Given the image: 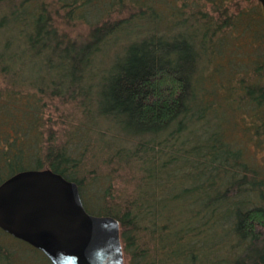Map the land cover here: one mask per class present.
<instances>
[{"label": "trees", "instance_id": "1", "mask_svg": "<svg viewBox=\"0 0 264 264\" xmlns=\"http://www.w3.org/2000/svg\"><path fill=\"white\" fill-rule=\"evenodd\" d=\"M241 2L0 0V185L30 169L77 182L89 213L119 220L128 264H264V165L227 139L239 125L264 146L263 10L252 63L216 67L231 114L205 79L226 30L253 27ZM69 106L116 130H94L103 166L86 174L89 146L77 156V130L59 140L46 112Z\"/></svg>", "mask_w": 264, "mask_h": 264}, {"label": "water", "instance_id": "2", "mask_svg": "<svg viewBox=\"0 0 264 264\" xmlns=\"http://www.w3.org/2000/svg\"><path fill=\"white\" fill-rule=\"evenodd\" d=\"M0 229L52 264H125L119 220L89 213L77 182L52 169L21 171L0 185Z\"/></svg>", "mask_w": 264, "mask_h": 264}, {"label": "rangeland", "instance_id": "3", "mask_svg": "<svg viewBox=\"0 0 264 264\" xmlns=\"http://www.w3.org/2000/svg\"><path fill=\"white\" fill-rule=\"evenodd\" d=\"M241 1L242 2L240 7L245 12H248L250 19L253 21V27H250V29H248L245 26H240L237 29L229 28L228 30H226V33L224 34L225 43L223 52L216 53L213 64H210L205 74L207 87L212 88L214 87V85H218L219 92L221 93V99L223 101V107L229 111V114L232 113H230V111L232 110L228 107L227 102L229 99L225 97L228 92L225 90V88H221L219 86L221 85L220 81H222V79L219 76V72L217 71L216 67H220L221 71L225 73L224 77L227 78L228 72H230L232 69L237 67L243 69L244 66L248 63L251 64L254 59V50L258 46L262 45V38L258 35L259 31H257L258 29L256 28L255 19L260 17L259 14L261 15L263 6L261 5L259 0ZM86 31V26H78L72 30L75 35L81 34L83 32L85 33ZM226 82L227 80L224 79V83ZM46 112L51 113L50 115L53 122L52 125L54 129L57 130L59 140H65L67 138L64 135L65 129L77 130V134L71 141L72 146L79 147L78 153L76 154L77 156L84 151L86 145L89 146V150L85 152V162L81 164V167L83 166V169L85 168L83 174H86V172L94 169L95 167L99 168L100 166H103V158L100 152H98V150L100 149V145L98 144L97 138L99 136L94 134V130H110V133L108 131L109 136L114 133L116 134L114 124L111 121H109L108 119L106 120L98 118L90 122L86 117L82 115L80 111L75 110L71 106H69V108L62 107L60 111L46 110ZM242 112L237 115L235 121L240 120V123L244 124L245 121H243ZM246 121L249 122V120ZM74 123H77V126L73 125ZM247 134L248 133L244 130V128L237 125L233 129L230 128L229 132H227V139L236 141L239 145L246 147L247 155L259 165H264V146L257 147L255 142L251 141ZM124 142L126 141L124 140ZM92 145L95 148V152L91 148ZM95 156L96 158H94ZM94 186H90L88 194L86 195L89 200L88 203L91 206L90 208L92 209L97 208L100 203L97 199L96 189L92 190ZM220 233L221 231L218 232V234ZM222 248L223 250H226V245H223ZM211 251L215 250L212 249ZM220 253H222V250H220ZM5 257H9L7 260L8 264H52L49 262L50 260L46 258V255L41 250L33 247L25 241L13 237L6 232H3L0 229V264H5V262L3 263V258ZM209 257L210 259L211 257L212 259L217 258L214 257L213 253L209 254L208 258ZM128 261L129 257L125 255V264H128Z\"/></svg>", "mask_w": 264, "mask_h": 264}, {"label": "flooded vegetation", "instance_id": "4", "mask_svg": "<svg viewBox=\"0 0 264 264\" xmlns=\"http://www.w3.org/2000/svg\"><path fill=\"white\" fill-rule=\"evenodd\" d=\"M47 257V256H46Z\"/></svg>", "mask_w": 264, "mask_h": 264}]
</instances>
